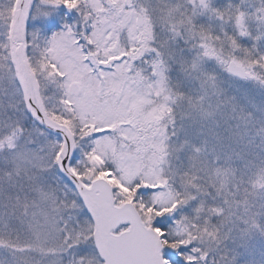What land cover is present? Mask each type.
<instances>
[{"label": "snow or ice", "instance_id": "6c2138e0", "mask_svg": "<svg viewBox=\"0 0 264 264\" xmlns=\"http://www.w3.org/2000/svg\"><path fill=\"white\" fill-rule=\"evenodd\" d=\"M0 264H264V0H0Z\"/></svg>", "mask_w": 264, "mask_h": 264}]
</instances>
